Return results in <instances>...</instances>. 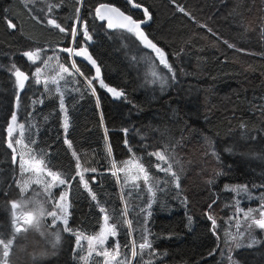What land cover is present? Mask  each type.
I'll return each instance as SVG.
<instances>
[{
  "label": "trees",
  "instance_id": "obj_1",
  "mask_svg": "<svg viewBox=\"0 0 264 264\" xmlns=\"http://www.w3.org/2000/svg\"><path fill=\"white\" fill-rule=\"evenodd\" d=\"M133 2L141 4L142 8H133L127 0H83L82 5L76 0H0V232L3 238H9L10 202L18 200L22 194L17 185L22 182L19 168L17 162H12V150L7 147L4 131L11 112L16 110L15 78L9 71L15 63L30 77L20 93L22 105L18 112V122L25 124L21 144L25 157H29L28 148L24 147L28 144L37 153L45 154L52 171L72 176L75 166L70 151L75 150L83 166L97 169L95 173H87L86 178L97 200L110 212L121 209V192L127 195L130 190L112 175L113 159L119 165L135 153L155 183L156 179L165 177L156 170L154 165L158 161L149 153L163 151L166 146L170 151L175 150L174 155L183 165L180 188L169 183L166 191L156 193L148 225L156 255L149 257L146 253L144 261L226 264L231 256L233 264H264V230L254 229L252 238L256 243L249 247L251 241L247 233L243 237L235 233L229 220L237 200L239 206L247 210L257 208L261 202L259 198L264 195V35L261 34L264 0ZM100 3L119 7L125 15L137 20L146 19L143 7L149 10L152 18L142 29L167 54L176 74L175 80L169 79L163 88L151 85L143 70V67L152 69L147 59L150 56L145 55L148 52L132 34L122 30L107 32L102 23L89 16ZM49 4L61 5L48 15L69 29L74 23L75 9L80 8V15L89 21L92 37L87 45L88 54L100 67L105 84L123 90L126 96V99L112 100L110 93L95 81L96 94L92 95L84 77L76 75L80 83L75 84L72 77L61 71L54 78L65 95L70 118L66 133L62 127L58 94L51 96L45 92L44 75L52 73L56 64L70 66L72 60L85 76L91 77L92 70L90 64L83 61L84 57L72 56L68 60L69 54L61 51L64 47L76 48L82 36L74 43L70 36L47 25L45 14ZM177 6L183 7L185 12H180ZM34 15L37 18L34 19ZM5 16L17 25L15 30L7 27ZM36 48L46 50L42 52V59L52 57L46 67L42 61L33 64L22 55ZM37 67L43 69L41 84L31 80ZM162 70L171 75L167 69ZM60 75H65L67 82L59 80ZM49 87L54 91L56 86L49 83ZM32 100L37 103L29 118L27 112H32ZM29 125L35 127L30 130ZM205 137L210 138L207 149ZM65 138L71 141L70 150ZM33 139L35 145L30 143ZM108 145L111 157L106 151ZM213 150L218 159L205 155L206 151ZM167 179L170 181L171 177ZM140 184L143 189V181ZM226 185H247L249 191L237 196L226 190ZM60 191L61 188L53 189L57 197ZM68 193L71 202L69 227L85 235H94L102 215L96 201H92L89 193L78 184V178ZM184 197H187V207L181 202ZM128 199V219L133 221V229H139L137 220L143 218L140 208L147 197L143 192L139 195L133 192ZM209 214L216 219V235L211 231ZM134 235L138 245L141 242L138 233ZM65 237L55 264H75L70 251L74 238L70 233ZM117 239L122 245L128 243L126 225L120 227ZM236 243L242 246L236 247ZM214 249L215 253L210 255ZM144 261L138 257L133 264H144Z\"/></svg>",
  "mask_w": 264,
  "mask_h": 264
},
{
  "label": "snow or ice",
  "instance_id": "obj_2",
  "mask_svg": "<svg viewBox=\"0 0 264 264\" xmlns=\"http://www.w3.org/2000/svg\"><path fill=\"white\" fill-rule=\"evenodd\" d=\"M34 2V0H32ZM77 3L83 4V0H76ZM127 2L134 8L140 9L142 5L139 3H134L133 0H127ZM175 3V0H172ZM27 7V3L25 4ZM60 4H49L47 8V13L45 14L46 23L49 26H52L55 29H58L60 33H65L66 36H70L74 43H77V37L82 36V40L77 43V47H64L61 49L62 52L69 54V59L72 56L77 57H84L91 65L95 67V76L88 77L85 76L84 72L77 66L76 61L72 60L70 66L65 67L64 64H60L59 67L62 73L67 74V76L72 77V82L75 84H79L80 81L76 80V75L84 77L86 82V88L88 91L91 92L92 95L96 94V87L94 86V81L98 84L100 88L106 89L109 93L117 98H125V93L123 90H117L116 88L110 87L105 84L104 80L101 78L100 75V67L96 65V61L88 54L87 45L88 42L91 41L92 37L89 32L88 23L89 21L80 15V8L77 7L75 9V16H74V23L71 25L70 29L62 26L60 23L57 22V19L54 17L49 16L48 14L53 12L54 8H59ZM178 7L180 12H185L183 7ZM31 12V9L29 10ZM43 11V9H40ZM187 14V13H185ZM89 16L93 21H107V28L108 29H122L125 30L127 33L132 34L136 37L137 40L143 45L144 48L150 49L151 53H154V56H151L150 53H145L146 56H150L151 60H157L159 65H163L164 69H167V73L171 75H167L163 72V70L153 71L152 72V83H158L161 88L165 87L169 79L175 80L176 74L172 67V65L168 62L167 54L158 47L153 40L149 39L148 35L144 32L141 25L146 24L148 20H151V13L146 7H143V16L146 19L137 20L133 19L132 15H125L123 11L119 7L113 6L108 3H100L97 7H95L93 12L89 13ZM33 18H37L35 15ZM4 20L7 24L9 29L15 30L17 25L12 22L7 16L4 17ZM103 27V25H101ZM211 31V29H209ZM261 34L264 35V28H261ZM225 43H228L225 41ZM83 45V46H82ZM139 47V46H137ZM228 47L232 48L234 45L228 44ZM46 50H42L39 48L33 50H27L22 53L24 57H27L28 61L32 62L33 64L36 61H42V64L46 67L48 65L49 60L52 57H47L46 59H42V52ZM59 59V57H57ZM159 65H153L154 68H158ZM41 67H37L35 72L32 73L31 80L34 84H41L40 74L42 72ZM9 71L15 77L14 85H15V108L16 110L11 112L10 120L7 122V126L4 131L7 133V147L12 150V162L15 164L17 162V150L14 145H21L23 143L24 137V128L25 124L18 122V112L21 110L22 100L20 93L25 89L26 82L30 80V77L26 72L21 71L19 67L16 66L15 63L11 65ZM59 80H66L65 75H60ZM49 80L45 79L43 81L44 90L46 93H49L51 96H56L58 94V105L60 112L63 113V124L62 127L67 132L68 128L70 127V118L68 116V109L65 104V95L64 92L61 91L59 86V81L55 78L52 79L51 84L55 85V90L53 91L52 88L49 87ZM79 91V89H75ZM37 101L32 100V112H27V116L29 118L32 117L33 112L35 111V105ZM39 103L42 105L44 103V99H40ZM97 105H99V99L97 98ZM47 119V117H45ZM101 123H103V117L101 116ZM35 125H29V129L34 128ZM241 127H244L242 124ZM17 129L20 130L19 138L14 137V133H16ZM127 132V129L124 130ZM105 139H107V129H105ZM205 148L210 147V138L205 137ZM32 145L36 144V141L33 139L30 141ZM65 143L68 145L69 149L72 148L71 141L65 138ZM127 144V141H125ZM25 148H28L29 151V159H25L24 155H20L19 160V171L21 176L23 177L26 173H34L37 175V179L35 181H25V186L20 187V191L23 194L27 187L31 182L36 184H40L43 186V191L41 192H34L33 196L30 198L25 199L23 195L21 196L20 201H11L10 202V211H11V223L13 226V232L11 234V238L5 239L3 232H0V264H12L9 261L10 250L13 246L14 240L17 238V234L28 231V228L25 227L31 226L33 229L40 230L44 228L42 224V220L46 217L52 218V227H56L59 223L62 227L59 230L51 232L49 235L51 236V246L53 249L58 247L60 241L62 240V233L68 232L72 233L76 237V246L78 248H83L82 241L86 240L88 242V257H91L93 252H95L96 256H104L109 257L111 256L112 261H115V264H133L138 257L141 261H144V256L147 253L149 257L155 256L156 252L153 249V241L150 238L153 234L149 228V218L152 215L151 208L153 203L156 202V193L157 191L164 192L167 190V184L171 183L174 185L176 189L180 188V173L183 171V165L180 164L179 159L174 155V149L171 151L166 146L163 151H155L149 153L150 156H154L158 161L154 167L158 172L164 173L165 179H156L155 183L152 182V177L150 176L148 170L145 168L144 164L141 162V158L135 156V153L132 154V157L123 162H116L114 159L111 162V173L113 176L117 178V182L123 184L125 188H130L125 193L121 192L120 200H121V209L119 211L112 210L111 212L100 202L97 200V196L94 192H92L89 180L86 178V173L97 172L96 168H88L81 164L79 155L72 151V156L76 160L75 163V175L68 176L63 173L54 172L49 167L50 160L46 159L45 154L43 152L37 153L35 150L29 147L28 144H24ZM107 154L111 157V146H107ZM131 152V148H129ZM205 155H211L218 159L216 156L215 151L205 152ZM175 167H178V171L175 170ZM136 170L133 172V170ZM120 174H123L121 176ZM219 175L220 173H216ZM78 177V184L81 185L90 195L92 201H96V206L99 208L100 213H102V223L98 221L99 231L96 232L94 235H85L82 232H77L69 227L68 218L71 215L69 211L71 207V202L69 201V193L68 190L71 188L72 183L77 181ZM171 177L169 181L167 178ZM50 178V179H49ZM94 180V178H92ZM143 181V189H141L140 181ZM131 181V184L129 183ZM212 181H209L211 183ZM19 186V182H17ZM61 188L59 196L57 197L53 193V189ZM225 189L228 191L235 192L237 196L241 193L247 194L248 193V186L247 185H237V186H225ZM133 192L139 195L141 192L147 197L145 200V204L143 207L140 208V214L143 216L142 220L138 219L137 223L140 225L139 229H133V221L128 219L129 215V199ZM38 197H43L42 199ZM177 198H179V193L177 194ZM260 204L257 208H248L245 210L244 208L240 207V201H236L235 211L232 217L229 218L230 221L235 220V227L237 229V233L243 237L245 232L247 233L250 243L247 246H252V244L256 243V240L252 238L254 229L258 228L264 230V195L260 198ZM182 204L187 207V197H184L181 201ZM215 203V201H213ZM212 205H209V209L211 210ZM19 211V214L17 212ZM241 214H243V226L245 228V232H240V228L242 227L241 223ZM208 220L211 221L212 227L211 231L214 235H216V228L217 223L216 219L213 215H208ZM22 221V223H21ZM126 225L128 229V243L124 245V248L131 253L130 257L127 255L122 256L120 253V242L117 239L119 236V229L120 227ZM138 233V238L141 241L137 245V236L134 235ZM43 234V233H42ZM231 235V233H229ZM114 241V244L111 248L107 247L109 239ZM219 239V236H217ZM233 240L236 239L235 236L232 237ZM236 247H241L240 243H236ZM219 247V245H217ZM151 250V252H148ZM231 251V249H229ZM215 253V249L213 253ZM223 255V253H221ZM119 257V259H118ZM81 259H85L81 257ZM230 264H233L231 256L228 257ZM104 264H109L108 260L104 261ZM144 264H154V261L151 259L144 261Z\"/></svg>",
  "mask_w": 264,
  "mask_h": 264
},
{
  "label": "rangeland",
  "instance_id": "obj_3",
  "mask_svg": "<svg viewBox=\"0 0 264 264\" xmlns=\"http://www.w3.org/2000/svg\"><path fill=\"white\" fill-rule=\"evenodd\" d=\"M115 30H117V29H115ZM124 32H126V31H124ZM132 36L134 37V35H132ZM72 58L73 57H71V59ZM71 59L68 58V60H71ZM147 59L149 61V65L151 66L152 69L150 70V69L143 67V70H145L144 74H145L146 78L148 79V81L150 83H152V75H151L152 72L153 71H159L158 69H161V68L164 69V68H163V65H159L158 69L154 68L153 63L156 65L157 62L154 60L152 62L151 58L150 59L147 58ZM158 64H159V62L157 63V65ZM60 72H61V69L59 67V64H56L55 69L52 73H48V72L45 73L44 80L47 79L51 83L52 79L56 75H58ZM85 85H86V82H85ZM151 85L160 87V85L158 83H152ZM61 116L63 117L62 112H61ZM19 134H20V130L17 129L16 133H14L13 139L19 138ZM14 147H16V150H17L16 159H17V165H18L19 160H20V155L21 154L24 155V153L22 151L21 145H14ZM70 154H71V157L74 161V166H75L76 160L73 158L71 151H70ZM24 158L26 160L29 159V157H25V155H24ZM18 171H19V169H18ZM135 171L136 170L134 169L133 172H135ZM19 177L22 181L19 185L20 187L25 186V181H35L37 179V175L34 173H31V172L24 174V176L22 177L20 174V171H19ZM129 183L131 184V181ZM42 191H43L42 185L31 182L29 184V186L27 187V190L23 194H21V196L23 195V197L25 199H27V198L32 197L34 192H41L42 193ZM21 196L16 201H20ZM38 198L42 199L43 197H38ZM19 211L20 210H17L18 214H19ZM10 214H11V211H10ZM101 217H102V215H101ZM100 222L102 223V220H100ZM21 223H22V221H21ZM235 223H236L235 220H233L231 228L234 230L235 233H237ZM241 223H242V227L240 228V232H245V228L243 226V216H241ZM42 224L44 225V228H42L40 230H36V229H33L31 226L25 225V227L28 228V231H26V232L22 231L21 233L17 234V238L14 240L13 246L10 250V256L8 258L9 261L12 262V264H55L56 257H57L56 255L59 253L61 246L64 243L63 239L65 240V238H66L65 236L68 234V232L62 233V240L60 241L58 247L53 249L51 246V236L49 234L51 232L59 230V228L62 227V225H60L58 223L56 227H52V218L51 217L44 218L42 220ZM13 230L14 229H13L12 223L10 222L9 238H11V234H12ZM98 231H99V228H98ZM70 234L74 238L71 241L70 251H72V254L74 255V259H75L74 263L75 264H104V261L106 259L108 260L109 264H115V261H112L111 256H109L107 258L104 256H96L95 252H93L92 256L88 257V255H87V253H88V242L86 240L82 241L83 248H78L76 246L75 235H73L72 233H70ZM245 234H246V232H245ZM113 244H114V241L110 238L108 241L107 247L111 248L113 246ZM120 245H121V248H120L121 255L122 256L127 255L130 257L131 253L129 251L124 252V247H123L124 245H122V244H120ZM81 257H84L85 259H81ZM118 259H119V257H118ZM226 264H230V261L228 259H227Z\"/></svg>",
  "mask_w": 264,
  "mask_h": 264
},
{
  "label": "water",
  "instance_id": "obj_4",
  "mask_svg": "<svg viewBox=\"0 0 264 264\" xmlns=\"http://www.w3.org/2000/svg\"><path fill=\"white\" fill-rule=\"evenodd\" d=\"M134 8V7H133ZM136 9V8H135ZM94 11V10H93ZM98 23H102L103 24V28H104V30L105 31H107V32H111V31H113L114 29H108L107 28V21H99L98 19L96 20ZM143 26V24L141 25V27ZM118 29V28H117ZM118 30H122V29H118ZM122 31H125V30H122ZM134 38L136 39V37L134 36ZM137 40V39H136ZM139 43H140V41L139 40H137ZM140 45L143 47V45L140 43ZM144 48V47H143ZM146 51H148V52H151V50L150 49H147V48H144ZM154 54V53H153ZM155 55V54H154ZM90 64V63H89ZM90 66H91V70H92V74H91V77L92 76H95V67L93 66V65H91L90 64ZM110 96H111V99L112 100H118L117 98H115L113 95H112V93H110Z\"/></svg>",
  "mask_w": 264,
  "mask_h": 264
},
{
  "label": "flooded vegetation",
  "instance_id": "obj_5",
  "mask_svg": "<svg viewBox=\"0 0 264 264\" xmlns=\"http://www.w3.org/2000/svg\"><path fill=\"white\" fill-rule=\"evenodd\" d=\"M134 39H135V38H134ZM139 44H140V43H139ZM141 47H142V46H141ZM147 52H148V51H147ZM148 53H150V54H151V56H154V54H153V53H151V52H148ZM84 60H85L86 62H85ZM83 61H84L85 63L89 64V62H88L86 59H83ZM155 61H158V59H157V60H155Z\"/></svg>",
  "mask_w": 264,
  "mask_h": 264
}]
</instances>
